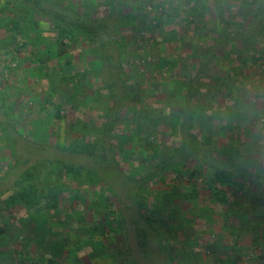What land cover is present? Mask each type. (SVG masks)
I'll list each match as a JSON object with an SVG mask.
<instances>
[{
    "label": "trees",
    "instance_id": "1",
    "mask_svg": "<svg viewBox=\"0 0 264 264\" xmlns=\"http://www.w3.org/2000/svg\"><path fill=\"white\" fill-rule=\"evenodd\" d=\"M238 1L255 7V13L253 18H246L241 29L235 30L229 19H225V4L220 0L213 2L219 24L217 36L206 55L199 59L194 78H189V74L184 73L186 89L176 98L180 107V122L177 124L180 128V147L172 153L171 163H158L145 176L137 177L125 168L132 150H135L133 146L144 129L137 112L139 106L130 99L129 90L133 86L127 78L132 69L128 51L138 48L137 35L143 37L152 27H159L164 17L170 16L165 1L104 0L103 6L96 4L82 7L83 2L94 4L96 0H0V81L4 87L11 88L13 69L20 70L27 66L34 69L27 74L26 80L37 77L43 83L53 82L50 83L49 92L43 95L41 101L36 102L41 113L51 108L53 120L48 131L55 150L63 152L64 155L85 158L95 165V168L86 165L74 166L69 161L65 164L64 159L54 157L47 161L53 166L57 164V172H52L55 175L52 180L50 179L53 175L50 172L47 173L48 179L44 180L41 165H32L22 171L13 188L3 195L6 216L10 220L21 222L25 228L27 219L35 220L30 227L33 229L38 222V216L47 213L42 207L44 201L52 216L64 214V189L74 192L69 197L68 209H64L67 211L78 208V192L88 184L96 188L101 185L108 190L107 199L113 200L110 207L114 205L119 211L114 209L115 217L121 218L119 205L122 193L114 189L115 184L113 187L111 185L116 178H122L120 184L129 200L127 184L135 187V204L130 202L137 208L140 219L154 229L157 236L162 228L152 225L151 218L146 215V204L142 205L138 200L148 194L143 184L150 185L156 178L163 186L172 181V185L166 186L172 192L171 201L157 200L152 204H162L160 211L169 214V223L175 221L174 206L180 207L183 212H189L194 205L202 203H208L213 214H220H215L219 220L221 215L226 219L237 216L242 208L240 196L243 183L252 175V170L243 164L253 160V144L246 138V133L228 119L219 122L222 136L213 139L203 131L205 134L201 139L196 134L200 118L196 116L195 104L198 93L206 95L199 88L202 85L200 77H207L206 69L213 65L231 43L245 41L246 45L240 52L242 56L238 66L230 69L226 67L225 72H215L213 78L216 84L210 86L214 90L213 95L210 94L213 101H219V96L225 89L239 92L236 83L239 82V77L247 79L252 66H261L264 72V0L259 6L250 4L248 0ZM171 7L173 13L178 12L177 4L172 3ZM12 35L16 39L5 45L4 40ZM257 42H260L261 65L258 64L259 59L251 55L252 51H257ZM225 58L228 60L229 56ZM11 63L14 68L10 66ZM177 63L176 59L160 57L157 68L161 73L166 69H174ZM54 75L61 84L72 86L73 92L69 97L61 95L57 88L54 89L57 86ZM11 90L12 93H9L8 88L0 90V101L9 97L13 99L16 93H20L17 87ZM165 91L167 90L163 93ZM255 105L261 107L260 103ZM11 108H14L13 104L9 109ZM220 108L221 106L215 104L205 111L207 113L209 109ZM21 118V123L18 120L15 122L17 130L23 125ZM12 121L7 108L0 103V136L5 137L8 146L13 150L11 153L15 164L12 167H17L22 162L16 158L14 142L10 139L13 134L10 131ZM66 127L68 131L65 130ZM22 137L19 134V138L23 139ZM150 139L145 145L139 144L138 151L135 150L133 161H138V166L147 165L148 161H155L161 156L158 136ZM182 180L187 188L176 186ZM115 200L119 205H115ZM88 216L90 214L86 213L85 217ZM85 217L80 216L76 221L81 225L84 223L89 235L94 237L97 227L91 224L88 228V218ZM29 232L31 234L33 231ZM6 233V227L0 229V241ZM58 233L53 227L45 233L44 256L41 257L43 261L37 262L38 264H61L66 260L64 239H52ZM105 239L107 241L108 237ZM112 247L109 242L100 249L101 257L107 251L106 257L112 263L130 264L126 258L127 250L115 249L112 252ZM26 249L25 246L12 252L0 244V264L15 256H23L28 264H35L34 260L28 258L29 252ZM260 257L264 264V255ZM217 264H240V259L220 258Z\"/></svg>",
    "mask_w": 264,
    "mask_h": 264
},
{
    "label": "rangeland",
    "instance_id": "2",
    "mask_svg": "<svg viewBox=\"0 0 264 264\" xmlns=\"http://www.w3.org/2000/svg\"><path fill=\"white\" fill-rule=\"evenodd\" d=\"M159 1H165L166 8L171 13L170 16L164 17L159 27H152L150 32L143 34V37L137 35L138 48L128 51L132 69L127 78L133 86L129 90L130 99L139 106L137 112H139L140 121L144 124V129L133 148L138 151L139 144L145 145L154 136H158L160 141V158L148 161L147 165L142 167L138 166V161H133L135 150H132L125 168L137 177L145 176L158 163L170 164L172 153L180 147V128L177 125L180 122L178 112L180 107L176 103V98L186 89L184 73H188L189 78H194L199 59L206 55L209 46L214 42L219 26L214 0ZM220 1L225 4V19H229L230 24L234 26L233 30L241 29L246 18H253L255 7L238 0ZM248 1L255 6L263 2V0ZM172 3L178 5L177 13L172 12ZM96 4L103 6L104 0H96L94 4L83 2L82 7L86 5L92 7ZM245 28L246 26L244 30ZM14 39H16L14 35L11 38L8 36L4 40L5 45ZM245 43V41H238L226 46L224 53L206 69L207 77H200L202 85L199 88L204 94L209 95L198 93L195 104L196 116L200 118L196 134L201 139L205 133L213 139L222 136L219 122L228 119L237 124L253 144V160L243 164L252 170V175L243 183V192L240 196L242 208L237 216L226 219L224 215H221L219 220L216 215L220 214H213L209 204L202 203L194 205L189 212H183L180 207L174 206L175 221L169 223V214L160 211L162 204L156 206L152 204L157 200L171 201L172 192L167 190L166 186L172 185V181L163 186L156 178L150 185L143 184L148 194L145 197H139L138 200L142 205L146 204L147 213H145L151 218L152 225L162 228L157 236L154 229L152 230L140 219L137 208L131 203L134 201L135 187L127 184L129 200L120 184L122 178H116L112 179L111 185L113 187L115 184L114 189L122 193L120 205L115 200V205L117 203L120 206L121 218L115 217V210L119 212L117 208H114V205L110 207L113 200L107 199L108 190L101 185L96 188L86 184L78 192L80 201L76 209L64 210L68 209L69 197L74 193L64 189L62 197L65 202L64 214L52 216L44 201L42 207L47 213L38 216V222L33 229L30 227L35 220L27 219L25 224L27 229L21 225V222L10 220L6 216L2 198L10 188H13L16 178L22 171L39 164L42 167L43 178L47 180V173L50 172L53 175L52 172L56 171L57 164L53 166L47 162L54 157L64 159L65 164L69 161L74 166L86 165L95 168V165L85 158L64 155L63 152L55 150L48 131L50 122L53 120L51 108L41 113L36 102L41 101L43 95L49 92L50 83L53 82L43 83L37 77L26 80L27 74L34 68L24 66L20 70L13 69L12 87L7 86L9 93H12L13 87L15 89L17 87L20 93L18 95L16 93L13 99H10L8 95L9 98L0 101L7 108L10 119L13 120L10 131H13L11 133L14 139H10L14 142L16 158L22 162L17 167H12L15 164L11 153L13 150L8 146L5 137L0 136V229L3 227L7 229L0 244L7 251L12 252L26 246L29 252L28 258L34 260L39 255L44 256L42 246H37L34 242L46 243L45 233L50 230L52 224L57 222L60 227L59 233L52 236V239L63 238L67 252L66 260L61 264H114L106 257L107 251L102 253L104 257L100 255V249L109 242L113 246L112 252L115 249L128 251L126 258L130 264H217L220 258L225 257H239L240 264H262L260 257L264 255V170H262L264 167V72L262 67L252 66L246 80L239 77V82L236 83L239 92L235 93V90L229 92L225 89L226 92L219 96V101H213L210 96L214 91L210 86L216 84L213 78L215 72L218 70L225 72L226 67L230 69L238 66L242 56L240 52ZM259 45L260 42H257V51H252L251 55L258 58V64L261 65ZM227 55L228 60L225 58ZM160 57L176 59L178 63L174 69H166L160 73L157 68ZM10 66L14 68L12 63ZM53 79L57 83L54 89L57 88L61 95L69 97L72 94L71 85L61 84L55 75ZM164 90L167 91L163 93ZM255 103H260L261 107H256ZM10 104H13L14 108L9 109ZM215 104L221 106L220 111L209 109L206 113L205 109ZM98 109L101 110L100 107ZM20 118L23 119V125L21 124L22 126L17 130L15 122L18 120L21 123ZM6 122L10 125L9 121ZM61 125L63 126V123ZM65 130L68 131L67 127ZM19 134L23 136V139L19 138ZM54 176L50 180L54 179ZM183 181L176 186L187 188ZM107 205L110 208L108 210ZM86 213L90 216L85 217ZM80 216L88 218L87 227L91 224L97 227L94 237L89 235L84 223L78 224L76 220ZM167 223L170 225L167 226ZM29 230L33 232L30 234ZM106 236L108 242L105 239ZM3 264L28 263L23 256H15L4 261Z\"/></svg>",
    "mask_w": 264,
    "mask_h": 264
},
{
    "label": "crops",
    "instance_id": "3",
    "mask_svg": "<svg viewBox=\"0 0 264 264\" xmlns=\"http://www.w3.org/2000/svg\"><path fill=\"white\" fill-rule=\"evenodd\" d=\"M221 2V1H220ZM232 36H234V34H232ZM5 90V89H7V86L6 87H4V85H3V82L2 81H0V90ZM6 93V92H5ZM0 97H1V95H0ZM12 104H10V106H11ZM51 227H54V230H57V231H59V229H60V227H59V224L56 222V223H54V224H52L51 225ZM57 227H59V229L57 228ZM52 240V239H51ZM35 243V245L37 244V246H42V248H43V246H44V242L43 243H41V244H39L38 243V241L37 242H34ZM41 257H43L42 255L40 256L39 255V257L37 258H34V261L33 262H35V264L37 263V262H41V261H43V260H41ZM39 262V263H40ZM38 264V263H37Z\"/></svg>",
    "mask_w": 264,
    "mask_h": 264
},
{
    "label": "built area",
    "instance_id": "4",
    "mask_svg": "<svg viewBox=\"0 0 264 264\" xmlns=\"http://www.w3.org/2000/svg\"><path fill=\"white\" fill-rule=\"evenodd\" d=\"M148 10L150 11V10H151V8L149 7V8H148Z\"/></svg>",
    "mask_w": 264,
    "mask_h": 264
}]
</instances>
